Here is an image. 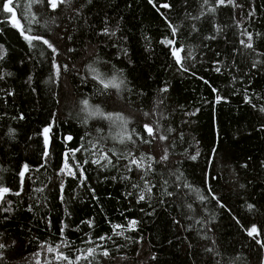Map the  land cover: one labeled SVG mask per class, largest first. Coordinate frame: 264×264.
Here are the masks:
<instances>
[{
	"label": "trees",
	"instance_id": "16d2710c",
	"mask_svg": "<svg viewBox=\"0 0 264 264\" xmlns=\"http://www.w3.org/2000/svg\"><path fill=\"white\" fill-rule=\"evenodd\" d=\"M28 3L57 51L0 13V264H264V0Z\"/></svg>",
	"mask_w": 264,
	"mask_h": 264
},
{
	"label": "snow or ice",
	"instance_id": "6c2138e0",
	"mask_svg": "<svg viewBox=\"0 0 264 264\" xmlns=\"http://www.w3.org/2000/svg\"><path fill=\"white\" fill-rule=\"evenodd\" d=\"M71 2H72V0H46V7L50 8L53 11H55L60 4L70 5ZM150 2H151V0H150ZM204 2L207 3V0H204ZM217 2H218V4H224L225 0H217ZM228 2H231V0H228ZM36 3L45 4V0H29V3L25 6L29 16L31 17L29 19V21H28L29 25L34 23V22H36L35 14L31 13V6L33 4H36ZM16 7H18V5H14V0H0V13H8V14H10L9 18H10V21L13 23V26L16 27L18 30H20L21 35L24 37V39L26 41H28L30 47L35 46L33 44V41H39L42 44L46 45L48 48H50L53 51V53H56V51H57L56 48L49 42V40L45 39L43 36H40V35H30V34H28V33L32 32V28L31 27H27V29L25 30V27L20 24V22H19V20L17 19V16H16ZM162 7H168V5L164 4V5H162ZM105 34H107V30H105ZM173 34H175V29L174 28H173ZM251 39L252 38L249 35L248 40L250 41ZM164 43L171 45L174 42L169 40V41H164ZM242 43H243V41H242ZM246 47H249V48L252 47L251 43L246 44ZM182 51H183V49H177V48H173L172 49V55L175 57L176 62L178 64L181 63V59L182 58L180 56V53ZM0 59H2V56H0ZM55 67H56L57 74H58L59 71H60V67L61 66L60 65H56ZM217 71H219V69H217ZM0 78H2V77H0ZM101 83L103 85V88H105V89L109 88L110 86L111 87H115L117 89L120 87V84L117 83V78L115 76H113L112 79L108 80L107 82H104L103 80H101ZM165 91H166V89H165ZM219 99L220 98L217 97V101H219ZM82 104L85 106V109H87L89 107L88 100H83ZM96 111L99 112L98 109ZM261 111H264V108H262ZM89 114L93 115L95 113L90 112ZM145 115L147 116L148 114L145 113ZM105 118L108 119V120H113V117L111 115H108ZM115 119L123 121V117H121V116H116ZM143 127H144V131L148 134V136H153L154 137L153 127L151 125L145 123ZM49 131H50V128H45L44 129L45 143L46 144L48 142L47 141V133ZM166 138L167 137H165L164 135H160V137H159V139L161 141L165 140ZM71 139H72L71 136L67 137V140L70 141ZM128 139L131 140V136H128ZM120 142L121 143L124 142L123 135H121ZM143 142L144 143H151V141L147 140L146 138L143 139ZM93 147L95 148V146H93ZM77 151H80V149L70 150L72 156H75V153ZM192 158L195 159V157H192ZM161 159H167V155L162 156ZM101 160H107L109 164L112 163V161L108 157L107 153H104L98 159L93 160L92 163L100 164ZM142 160H143V158H141L140 160H137V159L133 158V159H131L130 163L133 164V165H136L137 168H141V167H143ZM84 163H87V161H84ZM75 166L77 168L80 167L79 164H76ZM64 169L68 170V174L69 175H74V173L72 172V167L68 163V153H65V163H64V168L62 169V171H64ZM25 170H27V165H25ZM81 174H82V171H81ZM20 175H21V177H23L24 173L21 172ZM147 190L151 191L150 188H148ZM7 191H8V189H6V188L5 189H0V194L5 193ZM144 198H145L144 195L141 194L140 195V200H143ZM251 207L252 206L249 205V208H251ZM135 226H136V221H130L129 222V229H134ZM122 227H123L122 225H113V233L115 235H122L123 234L122 232L116 231L117 229L122 228ZM248 235L249 236L259 235V231H258L257 227L256 226H252L251 229L248 230ZM105 239H111V237H104V236L99 237L100 241H103ZM86 243H95L96 247L89 248V249L86 250V252H82V256H77L75 258V260L70 259L64 253L59 252L58 250L60 248V245H56L55 247L49 245V246H47L46 251L48 253H56L55 259L57 261L63 260V261H67V264H79V261H80L81 258L87 260L88 257L93 256V254L96 252L97 248L102 247L101 244L96 243L95 241H87ZM64 246H67V244H65ZM262 246H264V245H262ZM4 247H5V245L3 243H0V249H3ZM41 248L44 249L45 245H41ZM37 255H39V253ZM102 255L108 256L109 253L105 249L102 252ZM37 264H40L39 260H37ZM46 264H52V262L51 261H47Z\"/></svg>",
	"mask_w": 264,
	"mask_h": 264
}]
</instances>
